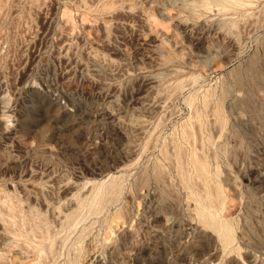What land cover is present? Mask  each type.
I'll use <instances>...</instances> for the list:
<instances>
[{"label": "rangeland", "instance_id": "374dc122", "mask_svg": "<svg viewBox=\"0 0 264 264\" xmlns=\"http://www.w3.org/2000/svg\"><path fill=\"white\" fill-rule=\"evenodd\" d=\"M0 264H264V0H0Z\"/></svg>", "mask_w": 264, "mask_h": 264}, {"label": "bare ground", "instance_id": "6f19581e", "mask_svg": "<svg viewBox=\"0 0 264 264\" xmlns=\"http://www.w3.org/2000/svg\"><path fill=\"white\" fill-rule=\"evenodd\" d=\"M212 221V220H211ZM214 221H215V219H214ZM228 230V229H227ZM228 233V232H227ZM231 237V236H230Z\"/></svg>", "mask_w": 264, "mask_h": 264}]
</instances>
